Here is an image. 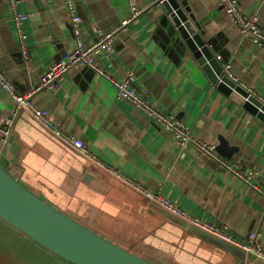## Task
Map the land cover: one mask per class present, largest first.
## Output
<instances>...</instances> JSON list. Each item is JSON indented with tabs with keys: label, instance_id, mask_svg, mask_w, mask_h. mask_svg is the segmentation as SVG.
<instances>
[{
	"label": "crops",
	"instance_id": "0c3cea01",
	"mask_svg": "<svg viewBox=\"0 0 264 264\" xmlns=\"http://www.w3.org/2000/svg\"><path fill=\"white\" fill-rule=\"evenodd\" d=\"M156 1L134 0L143 12L123 26L131 13L129 0H75L83 42L90 46L101 34L115 32L114 49L96 55L97 62L117 78L133 74L137 91H147L163 113L189 125L198 138L218 145L223 137L237 147L227 159L243 170L258 171L255 181L264 188V122L211 84ZM185 2L223 67L230 66L232 79L264 98V47L238 30L218 0ZM239 5L248 16L259 17L264 31V0H239ZM19 9L28 17V56L8 1L0 0V70L25 93L76 48V39L66 0H23ZM35 105L49 112L52 127L81 139L121 176L91 163L28 112L16 111L10 130L19 152L11 172L33 192L57 194L68 215L77 212L85 220L99 221L102 229L111 226V233L120 231L135 244L141 241L143 251L156 249L179 260L180 254L189 264H237L226 250L148 204V193L161 194L240 240L261 233L264 246V195L201 152L181 149L170 132L119 98L116 88L92 69L71 71L58 90L39 93ZM13 111L15 103L0 84V125ZM246 264L264 261L246 257Z\"/></svg>",
	"mask_w": 264,
	"mask_h": 264
},
{
	"label": "water",
	"instance_id": "95a60500",
	"mask_svg": "<svg viewBox=\"0 0 264 264\" xmlns=\"http://www.w3.org/2000/svg\"><path fill=\"white\" fill-rule=\"evenodd\" d=\"M168 22L184 41L200 68L217 90L264 122V103L234 81L209 46L200 23L185 0H157ZM99 42V39L97 40ZM217 151L232 159L237 147L220 137ZM19 152L17 136L10 132L0 142V220L67 264H158L95 232L72 216L47 202L24 185L10 169ZM148 204L182 229L194 232L246 264L253 254L224 242L169 212L147 196ZM260 260V259H258Z\"/></svg>",
	"mask_w": 264,
	"mask_h": 264
},
{
	"label": "built area",
	"instance_id": "2783aa9c",
	"mask_svg": "<svg viewBox=\"0 0 264 264\" xmlns=\"http://www.w3.org/2000/svg\"><path fill=\"white\" fill-rule=\"evenodd\" d=\"M11 14L13 16L15 29L18 38L21 42V48L25 56H28V49L26 46V35L24 32L25 22L28 17L25 13L21 12L19 7L23 0H7ZM131 5L130 16L123 21L122 25L127 26L136 18H138L143 12L137 8L134 0H129ZM221 8L233 18V21L238 30L244 35L251 37L253 41L261 47H264V31L259 25V17L257 15L248 16L242 11L239 5V0H218ZM67 9L71 16L72 30L76 39V48L67 55L64 59L55 62L42 76L41 80L37 85L32 87L25 93H20L14 84L9 81L6 76L0 70V84L2 88L11 96L15 103V111L12 115L8 116L0 125V142L4 143L6 138L9 136L11 126L16 114V111H26L33 116V118L42 127L49 130L54 137L61 139L67 146L72 147L79 154L84 156L91 163L96 166L106 169L118 178L121 177L119 174L114 172L112 168L106 166L102 160L90 153L84 142L75 137L64 135L55 126L52 127L51 121L49 120V112L37 108L35 105V97L44 91L55 92L59 89L63 78L71 71L86 67L92 69L97 75L101 76L105 80L109 81L117 91L119 98L130 102L135 108L141 110L150 119L154 120L165 130L170 132L177 142V145L181 149H192L201 152L205 156L216 161L219 166L228 172L241 179L245 184L258 190L264 195V188L256 183L255 178L258 175L256 170H243L241 166L231 162L227 158L220 155L217 151V146L207 143L202 139L194 135L192 128L185 124L183 121L178 119L174 115H168L163 113L156 104L151 101L147 91H137L132 86L133 74H130L128 78L120 79L111 73H109L102 65L96 60V55L103 51H112L113 41L116 33H105L101 34L99 42L87 46L81 38V22L82 19L77 13V6L75 0H66ZM226 72L230 74V66H225ZM264 103V98H259ZM147 197L168 210L169 212L181 217L188 221L194 226L206 231L210 235L230 243L246 253L253 254L256 259L264 261V246L262 243V236L259 232H252L249 234L247 240H240L234 237L228 229L221 228L212 222L199 218L197 216L187 213L181 209L175 202L161 194H147Z\"/></svg>",
	"mask_w": 264,
	"mask_h": 264
},
{
	"label": "rangeland",
	"instance_id": "374dc122",
	"mask_svg": "<svg viewBox=\"0 0 264 264\" xmlns=\"http://www.w3.org/2000/svg\"><path fill=\"white\" fill-rule=\"evenodd\" d=\"M35 193L39 195L41 198H43L44 200H46L47 202L51 203L52 205H54L55 207H57L58 209L64 212V209L61 208L62 206L61 202L63 203V201L59 199L61 201L59 202V200L55 199L58 197L57 194L50 195L48 194V192H45L46 194L40 193L39 189H37V192ZM72 213H73L72 216L75 215L74 216L75 219L79 220L80 222L82 221V223H84L85 226L89 227L90 229L94 230L97 233H100L106 238H108L109 236L114 237L116 240H112V239L110 240L114 241L116 244L130 251L136 252L137 254L141 253V255H144L146 257L151 256L159 260L161 258L163 262L171 263V264L172 262H176L178 264L192 263V261L182 258V255L180 254H179V257L181 258L180 260L185 261V263L181 262L179 258H177L176 255L175 256L163 255L159 253L158 251L156 252L155 248H154L155 250H151V251H149L148 248H146L147 251H143L142 249L140 250L139 243L141 241L135 244V242H131L129 238L126 235L122 234V232L120 231L117 232L118 235L111 233V231L113 230L111 226H107V228L102 229L101 228L102 226H100L99 221L85 220L84 218H82L83 216H81V214H78L77 212H72ZM19 235L20 233L17 230L11 228L10 226H8L7 224H5L3 221L0 220V264H55L53 261H55L56 264H67L66 262H64L58 257H55L51 254H49L51 255L49 256L46 251L37 247L36 245H33L32 241H29L28 239H26L25 236L19 237ZM18 240H21V241H18ZM26 242L29 245H26L27 244ZM35 248L37 250H40V252L42 251L41 252L42 254L39 253ZM24 258H28L29 260H24Z\"/></svg>",
	"mask_w": 264,
	"mask_h": 264
},
{
	"label": "trees",
	"instance_id": "16d2710c",
	"mask_svg": "<svg viewBox=\"0 0 264 264\" xmlns=\"http://www.w3.org/2000/svg\"><path fill=\"white\" fill-rule=\"evenodd\" d=\"M20 233V232H19ZM19 237H24V235H22L21 233H20V235H19ZM26 239H28V238H26ZM29 240V239H28ZM18 241H21V240H18ZM29 241H31V240H29ZM27 243V242H26ZM33 243V245H36L37 247H39V248H41L40 246H38L37 244H35L34 242H32ZM26 245H29L28 243L26 244ZM36 249V248H35ZM41 249H43V248H41ZM37 250V249H36ZM44 251H46L47 253H48V255L49 254H51L50 252H48L47 250H45V249H43ZM134 250V249H133ZM39 253H41L40 252V250H37ZM42 254V253H41ZM51 255H53V254H51ZM51 255H49V256H51ZM138 255H140V254H138ZM54 256V255H53ZM141 256V255H140ZM56 257V256H55ZM144 258H147L148 260H151V261H153V262H156V263H158V264H170V263H165V262H163L161 259L159 260V259H157V258H155V257H145L144 256ZM49 259V258H48ZM22 260V259H21ZM24 260H29L28 258H24ZM52 261H53V259H52ZM55 264H56V262L55 261H53Z\"/></svg>",
	"mask_w": 264,
	"mask_h": 264
}]
</instances>
